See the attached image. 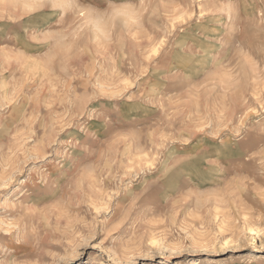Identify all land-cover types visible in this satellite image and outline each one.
<instances>
[{
	"label": "rangeland",
	"instance_id": "rangeland-1",
	"mask_svg": "<svg viewBox=\"0 0 264 264\" xmlns=\"http://www.w3.org/2000/svg\"><path fill=\"white\" fill-rule=\"evenodd\" d=\"M0 264H264V0H0Z\"/></svg>",
	"mask_w": 264,
	"mask_h": 264
},
{
	"label": "crops",
	"instance_id": "crops-1",
	"mask_svg": "<svg viewBox=\"0 0 264 264\" xmlns=\"http://www.w3.org/2000/svg\"><path fill=\"white\" fill-rule=\"evenodd\" d=\"M107 1H109V2H132V1H135V0H107Z\"/></svg>",
	"mask_w": 264,
	"mask_h": 264
}]
</instances>
